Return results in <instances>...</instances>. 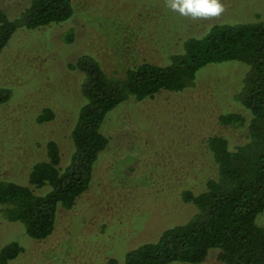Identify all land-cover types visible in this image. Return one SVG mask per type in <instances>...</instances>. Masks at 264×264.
<instances>
[{"label": "rangeland", "instance_id": "1", "mask_svg": "<svg viewBox=\"0 0 264 264\" xmlns=\"http://www.w3.org/2000/svg\"><path fill=\"white\" fill-rule=\"evenodd\" d=\"M29 1L0 0V9L14 18ZM72 2L74 12L68 20L21 31L0 51V85L12 89L10 99L0 104V179L26 182L49 138L58 140L61 164L66 162L67 132L84 102L83 73L69 69L67 63L90 52L105 70L119 67L115 57H125L135 45L153 47L157 28L152 19L157 13L142 27L135 18L147 14L152 5L165 14L169 9L166 0ZM221 3L225 12L215 18L218 21L264 15V0ZM119 24L126 30L121 36L116 34ZM178 24L181 29L186 25ZM70 28L74 39L67 43L63 34ZM187 30L197 29L186 25L181 35ZM165 44L163 39L161 45ZM247 69L237 60L210 63L197 71L195 85L186 91H161L141 101L129 98L110 111L101 128L109 143L94 164L91 186L73 208H59L47 238H30L21 224L8 222L0 211V246L17 237L24 246L11 264H105L109 258L124 264L127 250L155 241L163 229L183 220L189 207L179 200L181 189L201 178L199 171L209 174L213 166L206 138L222 135L230 147L246 140L245 127L221 124L217 116L245 112L233 95ZM46 107L54 111V118L39 124L35 118ZM258 220L264 225V211ZM211 254L199 264H219Z\"/></svg>", "mask_w": 264, "mask_h": 264}, {"label": "trees", "instance_id": "2", "mask_svg": "<svg viewBox=\"0 0 264 264\" xmlns=\"http://www.w3.org/2000/svg\"><path fill=\"white\" fill-rule=\"evenodd\" d=\"M169 9L165 14L152 5L147 14L135 18H140L137 24L142 27L148 16L157 13L151 18L157 28L153 47L135 45L125 57H115L119 67L105 70L90 52L67 63L69 69L83 73L80 91L84 98L67 132V160L61 164L58 140L47 139L44 156L31 164L26 182L0 179L1 214L8 222L21 224L30 238H47L55 228L59 208H73L91 186L94 164L109 143L101 128L110 111L129 98L141 101L161 91H186L195 85L200 68L237 60L248 66L233 95L245 112L220 113L217 120L245 127L246 140L230 147L222 135L206 138L213 166L207 175L199 171L201 178L192 179L193 184L188 181L192 185L179 194L189 212L163 229L155 241L127 250L124 264H199L211 253L219 264H264V225L258 220L264 211V15L241 20L211 18L207 23L197 19L192 24L191 18ZM73 12L72 0H30L14 18L0 9V51L17 33L66 21ZM179 22L197 30H187L182 36L186 25L181 29ZM122 32L126 30L119 24L116 34ZM63 39L72 42L74 30L68 29ZM158 48L157 56L154 50ZM11 95L10 87L0 85V104ZM53 118L54 111L46 107L35 120L40 124ZM17 239L0 246V264H11L23 252ZM105 264L119 262L109 258Z\"/></svg>", "mask_w": 264, "mask_h": 264}, {"label": "clouds", "instance_id": "3", "mask_svg": "<svg viewBox=\"0 0 264 264\" xmlns=\"http://www.w3.org/2000/svg\"><path fill=\"white\" fill-rule=\"evenodd\" d=\"M166 4L181 16L193 20L218 18L225 12L221 0H166Z\"/></svg>", "mask_w": 264, "mask_h": 264}]
</instances>
